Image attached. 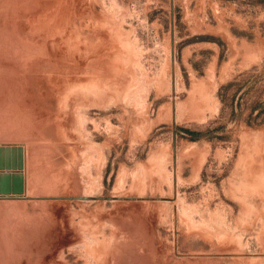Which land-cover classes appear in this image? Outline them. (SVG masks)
Instances as JSON below:
<instances>
[{
	"label": "rangeland",
	"instance_id": "1",
	"mask_svg": "<svg viewBox=\"0 0 264 264\" xmlns=\"http://www.w3.org/2000/svg\"><path fill=\"white\" fill-rule=\"evenodd\" d=\"M0 264H264V0H0Z\"/></svg>",
	"mask_w": 264,
	"mask_h": 264
},
{
	"label": "trees",
	"instance_id": "2",
	"mask_svg": "<svg viewBox=\"0 0 264 264\" xmlns=\"http://www.w3.org/2000/svg\"><path fill=\"white\" fill-rule=\"evenodd\" d=\"M207 38H209V37H207ZM184 130L187 131V132H189L190 134H192L191 138L197 139L200 136L199 135L200 133H196V132H194V131H192L190 129L185 128Z\"/></svg>",
	"mask_w": 264,
	"mask_h": 264
}]
</instances>
